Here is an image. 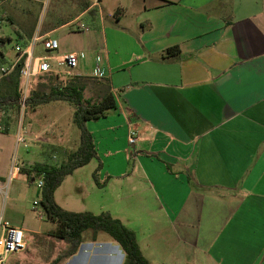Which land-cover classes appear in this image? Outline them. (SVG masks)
<instances>
[{
    "label": "crops",
    "instance_id": "crops-1",
    "mask_svg": "<svg viewBox=\"0 0 264 264\" xmlns=\"http://www.w3.org/2000/svg\"><path fill=\"white\" fill-rule=\"evenodd\" d=\"M30 1L45 5V0ZM72 1L77 11L70 22L95 7L101 13L103 0H87L84 11ZM130 1L138 5L121 11L122 1L116 0L118 28H104L102 41L116 109L86 122L95 146L119 147L93 159L101 163L100 178L116 188L113 202L89 210L70 208L58 202L56 189L55 204L68 212H108L133 231L149 264H264V0ZM42 22L34 34L49 37L70 23L50 31L45 23L48 32L42 34ZM174 46L179 56L166 58L164 51ZM38 47L33 56H42ZM40 120L25 127L36 137L26 143L45 145L39 142ZM131 129L134 146L127 142ZM14 132L5 134L15 144ZM79 140L65 150L57 140L48 144L49 151L64 158ZM12 157L0 149L1 185ZM36 163L43 162L19 165ZM36 208L31 212L41 221ZM149 208H158L163 217L152 213L149 234L140 236L127 211ZM2 213L26 237L25 249L5 264H50L62 251L63 242L52 230L31 226L27 212L16 215L3 208ZM29 234L35 235L32 245ZM81 238L77 252L61 264H123V251L107 234L99 232L94 241L92 232L87 240ZM28 251L32 256L25 255Z\"/></svg>",
    "mask_w": 264,
    "mask_h": 264
},
{
    "label": "rangeland",
    "instance_id": "rangeland-1",
    "mask_svg": "<svg viewBox=\"0 0 264 264\" xmlns=\"http://www.w3.org/2000/svg\"><path fill=\"white\" fill-rule=\"evenodd\" d=\"M71 1L72 0H62V2H59L57 0H45V5H43L41 10L40 6L35 5L34 2L29 0H4L3 2H0V37L10 39V41L6 42L0 49L2 53L0 55V93H4L6 91L7 87L11 83L12 76V71L6 74L2 71V69L7 70L16 60L17 55L14 51V47L16 43L24 41V39L20 38L19 40H16L17 37L15 34H13V32L15 33L18 31L20 35H23V30L28 26V22L31 21L33 17L38 15V25H40V23L45 20V22H42L41 24V29H43L44 25H46L45 23L54 24L60 19H67L70 16H73L72 14L76 12L77 9H75L73 6L74 1ZM121 1V11H127L132 5H138L137 2L132 3L130 0ZM100 6L101 13L100 10L95 7L89 14L80 18V21L86 24V26L89 28V32L77 33L73 31V25L68 24L51 35V37L56 39L58 42L57 52L55 51L53 53H46L41 50L40 47H38V54L52 55L57 53L82 52L85 54V58L82 59L79 62L78 67L73 70L72 76L75 74L91 75L95 66V56L102 55V41L105 38V29L118 28L116 25V19L113 17L115 8L117 6L116 0H103ZM101 17L103 18V25L99 21ZM127 19H130L129 16ZM107 36H111L108 31ZM49 64L52 68H54V70L59 72L58 75L60 79L65 80L68 77H71L64 75L62 73L63 69L58 67L55 62L50 61ZM44 75H46V73L40 76L44 77L41 79L34 78V85L37 86L38 83H46V78ZM29 89L30 86L28 88V92ZM116 94H119V91H116ZM84 97H92L89 84L84 92ZM73 111L74 107L66 102H51L34 107L33 109L25 107L22 112H20V110L16 111L13 108L11 110L2 109L0 111V119L2 120L0 124V149L4 152L10 151L18 164H26V162H50L51 160L47 158L48 155L51 157L53 153L49 151L50 147L48 144L57 145V140H60L58 145L63 148L62 150H65L66 148L73 146L76 139L80 138L79 130L72 123ZM2 112L3 115L1 116ZM39 118L41 119L40 122L43 125V128L41 129L43 131L39 133L43 141L41 140L39 142L44 143L45 145L33 144L30 142L25 144L26 148H23L22 145L14 144L13 140L4 133L5 130L7 132L11 130V133H13L16 130L18 124H20L23 129H25L27 126L31 129V124H36V119ZM95 147L97 148L96 153L99 152L101 156H103V154L108 150L109 152H115L119 149L117 145H108L107 142L100 143V145L97 142ZM44 154H46L47 157L44 156ZM61 158L62 157L58 155V158L54 160L52 159V162L58 164ZM95 164L96 160H93L87 166L77 169L71 176H68L63 180V182L57 188L55 194L60 204L70 208L89 210V208H96L98 203L110 202L114 196L116 188H113L114 186L108 185L106 178L103 176L102 179L100 178L102 168L98 171L97 178L100 183L105 182V185L103 187H98L95 184L92 177L93 172L98 165L96 164L95 166ZM2 167L3 160L0 159V169H2ZM33 182L34 181L27 180L26 176L21 174L14 178L8 185L5 180V182L2 183L4 189L2 192H0V205L3 204L4 211H12L16 215L20 213L22 214L23 211L27 212V214L32 219L31 226H33L35 229H37V226H39L38 231L47 229L46 231L52 230L53 232L55 227L51 224V222L46 221L45 219L38 221L37 216L31 212L32 208L34 209L33 202L39 199V189ZM4 195H6V199L3 203ZM112 202L113 201L110 203ZM36 209L38 210V208ZM127 212L128 214L133 215V221L130 218H124H127L130 224L133 222L132 226L140 236L143 233L145 235L149 234L150 225L153 221L152 213L156 215H162L158 208L155 210H151L150 208L144 210L129 209ZM157 221L159 220L157 219ZM162 221L165 223L164 218ZM169 230V236H174V232L170 228ZM90 233V230L84 232L82 235L83 240H87ZM164 235L167 234L165 233ZM29 236V245H32L34 243L33 240L35 239V235L29 234ZM28 247L29 246H27V248ZM144 252L149 256V251L145 247ZM48 253V255H50V252ZM25 255L32 256L30 251L25 252Z\"/></svg>",
    "mask_w": 264,
    "mask_h": 264
},
{
    "label": "trees",
    "instance_id": "trees-1",
    "mask_svg": "<svg viewBox=\"0 0 264 264\" xmlns=\"http://www.w3.org/2000/svg\"><path fill=\"white\" fill-rule=\"evenodd\" d=\"M3 1L0 0V2ZM75 2L81 11L86 10L90 6L87 0H76ZM37 5L40 6L41 10L42 4ZM38 17L39 15L28 22V26L23 30V35H20L18 31L15 32L16 40H19V38L24 39V41L31 39L38 25ZM69 18L60 19L54 24H49L47 27L51 28L48 30H54L70 22ZM45 29L46 27L42 29V34L48 32ZM9 41V38L0 37V49ZM26 41L23 45L26 44ZM179 54L180 51L177 46L170 47L164 51L166 58H176ZM22 63L23 59L16 63L12 71L11 83L4 93H0V111L2 109L11 110L12 108L19 111V70ZM40 76L36 78H44ZM44 76L46 83H38L37 86L34 85L35 79L31 80L25 107L33 109L51 102L69 103L74 107L72 123L80 132V142L77 149L68 152L58 164L53 163L52 158L48 155L47 159L51 160L50 162L22 166L19 170V174L26 176L29 181H35L39 178L42 180L43 184L39 190L38 200L39 214L46 221L56 225L51 235L61 240L64 244L62 251L50 264H61L65 259L74 255L82 242V233L86 230H91L93 241L99 232L107 234L115 241L124 253L123 264H149L140 251L133 231L126 228L108 212L99 214L68 212L62 210L54 202V192L65 177L71 175L75 170L86 166L91 160H98L94 140L86 128V122L104 118L109 111L116 109V100L111 92L108 78L97 79L92 76L74 75L62 80L58 74L54 73H46ZM88 84L90 85L92 97L85 98L84 92ZM1 122L2 120L0 119V124ZM4 133H7V131L5 130ZM51 152L54 153L56 151L51 150ZM44 156L47 157L46 154ZM101 168V163L98 161L97 168L92 175L98 187L105 185V182L100 183L97 178L98 171Z\"/></svg>",
    "mask_w": 264,
    "mask_h": 264
},
{
    "label": "built area",
    "instance_id": "built-area-1",
    "mask_svg": "<svg viewBox=\"0 0 264 264\" xmlns=\"http://www.w3.org/2000/svg\"><path fill=\"white\" fill-rule=\"evenodd\" d=\"M96 5V3H95ZM69 24L73 25L74 31L78 33L89 32V28L80 21L79 18L72 20ZM39 44L46 53L57 52L58 42L56 39L49 37L48 35H40L35 33L31 39L25 45H15L14 51L16 52L17 58L10 65L7 70L2 69L4 73L13 71L14 66L17 62L23 59L22 66L19 70V87H18V105L19 110L22 112L25 108V102L27 99V92L30 82L33 78H36L44 73L59 74L57 70L51 67L50 61L55 62L58 67L63 69L62 73L66 76H72L73 70L79 65V62L85 58V54L80 52H70L61 55H42L33 56L34 47ZM94 69L91 74L92 77L97 79L108 78L109 69L104 64L103 57L96 55L94 58ZM3 112L1 113V116ZM1 129V127H0ZM36 139V137L26 129H23L18 124L14 132V141L16 145L25 146L28 140ZM127 142L130 146H134L137 142L136 133L134 130H130L127 137ZM52 159H56L52 156ZM20 165L14 157L10 162L9 174L6 178L7 185L15 178L16 174L19 173ZM36 187L40 190L42 187V180L36 179ZM4 186L0 184V192H2ZM6 195L3 196V203L5 202ZM39 200V199H38ZM38 200L33 202V207H38ZM3 204L0 205V264H5L8 257L11 254L21 252L26 247V237L24 231L21 228L12 226L8 221L3 218ZM39 219H43L41 214H38Z\"/></svg>",
    "mask_w": 264,
    "mask_h": 264
}]
</instances>
